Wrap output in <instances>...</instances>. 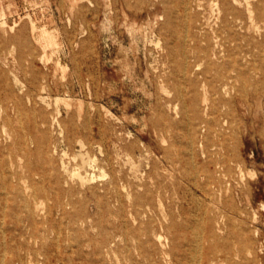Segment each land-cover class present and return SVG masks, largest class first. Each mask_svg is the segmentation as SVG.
<instances>
[{
  "label": "rangeland",
  "instance_id": "374dc122",
  "mask_svg": "<svg viewBox=\"0 0 264 264\" xmlns=\"http://www.w3.org/2000/svg\"><path fill=\"white\" fill-rule=\"evenodd\" d=\"M166 1L185 17L182 0H0V264L25 254L33 233L31 251L57 264H264L259 0L251 15L237 5L261 30L244 42L247 86L218 92L188 84L195 59L184 54V19L164 29ZM191 2L195 30L233 27L223 11L233 0ZM83 157L95 177L84 189L69 176ZM29 166L46 181H31ZM31 184L49 193L34 223L19 210ZM55 187L72 205L57 201L50 215ZM127 192L148 193L152 210L122 212L115 196Z\"/></svg>",
  "mask_w": 264,
  "mask_h": 264
},
{
  "label": "bare ground",
  "instance_id": "6f19581e",
  "mask_svg": "<svg viewBox=\"0 0 264 264\" xmlns=\"http://www.w3.org/2000/svg\"><path fill=\"white\" fill-rule=\"evenodd\" d=\"M172 3L173 2L170 1L164 2L163 14L167 19L164 29L166 28L169 30L174 25V20L184 19V41L186 44L184 54L187 58L195 59V64L192 70H189V65L186 66V70L189 72V75L187 76L188 84L192 88H196L200 83L205 87L207 85H211L216 92L225 90L226 86L228 85H232L235 89L238 88V90L241 91L244 90L247 86V79L245 78L246 69L244 67V63L246 61L245 59L247 58V55L249 54L248 51H245L244 42L249 44V39L254 38L255 36L252 34V32L261 34V30L260 27L254 24L256 19H253V23H251V25L244 22V18L242 17L241 11L237 5L245 6L251 15L253 7L251 0H233V3H231L228 8L224 7L223 11L225 13V18L231 19L233 27L231 29L224 28L222 30L220 29L214 31L195 30V28L198 27L197 23L199 21V17L194 19L191 18L189 14L190 10L192 9L191 0H182V9L185 17H183L181 14L180 9L175 5H172ZM198 4L201 6L200 2H198ZM255 6L257 11V19H259V21L264 20L263 0H259L258 4ZM44 36L47 39V44L49 46L54 47L57 45L55 39L48 32L45 31ZM15 80L18 81L17 78ZM238 83H240L239 87H237ZM42 100L45 99L42 97ZM194 100L196 103L194 105L193 112L194 116L198 119L201 115L200 106L197 98ZM204 100H207V98ZM82 159L83 165L81 168L74 171L73 173H69V176L71 180L76 181L80 187L84 189L89 184V182L95 179L94 176L90 177L87 173V169L90 166H93L94 161L91 160V158L83 157ZM82 169L85 170V173ZM28 171L30 173L29 179L31 181H33L35 178H38L40 182H44L47 179V174L43 170L29 166ZM7 180L8 179H5V185ZM50 181L57 184V178L55 179L50 176ZM26 190L27 191L23 190L25 197H23L24 201L21 203L19 210L21 214L24 215L25 221L34 223L36 214L38 213L39 206L41 204L40 200L42 197H48L49 193L45 188L40 191L35 189L33 184L29 185ZM104 190L107 196L111 194L109 193L108 188H105ZM27 192L29 193L27 194ZM93 194L94 196L99 197L100 190L94 189ZM147 195L148 193L143 195V197H135L132 199V194L127 192V199H124L122 198V194L119 193L116 194L115 200L122 212H129L137 216H143L147 215L153 208V205L148 199ZM50 198L55 203L53 207L54 209L51 208L50 215L57 214V201L59 206L64 210L67 209L68 206L72 205L71 201L65 202L60 200V197L57 198V187L54 188L53 196ZM100 208V201H98L96 210L99 211ZM25 221L23 220V222ZM18 222L22 221L19 220ZM139 230L140 232H138V234L136 233L134 236V239L136 240H141V237L147 233L142 229V227H140ZM39 238H41L40 235L34 233L30 234L25 240L26 253H17V255L14 256L12 264H29L31 261V255L34 254L40 257L41 260H38L39 264L62 263L64 259L59 258L57 260V255H48L47 253L43 252V250L38 251L37 253H33V251H31V240H33L37 245L40 242ZM212 253H214V250Z\"/></svg>",
  "mask_w": 264,
  "mask_h": 264
}]
</instances>
